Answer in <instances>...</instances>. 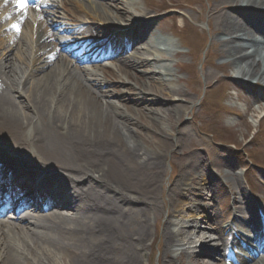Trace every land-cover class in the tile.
Masks as SVG:
<instances>
[{
  "label": "bare ground",
  "instance_id": "bare-ground-1",
  "mask_svg": "<svg viewBox=\"0 0 264 264\" xmlns=\"http://www.w3.org/2000/svg\"><path fill=\"white\" fill-rule=\"evenodd\" d=\"M27 1L20 9L17 0H0V36H4L0 41V159L17 163L27 173L33 166L45 177L31 183L24 176L0 174V216L8 213L0 219V264H55L57 257L66 264H142L150 229L148 221L139 217L155 201L166 154L175 147L160 119L173 129L188 107L182 104L186 93L174 84L171 72L163 66L157 73L132 46L146 40L143 56L154 62L165 60L167 51L178 53L172 44L157 43L154 35L148 39L153 21L123 26L127 15L113 4L118 0H48L53 4L37 2L31 7ZM218 6L211 9V20L219 36L216 55L223 60L219 70L232 73L237 82L252 80L264 88V0H220ZM58 9L63 12L58 19L70 25L48 15L54 16ZM221 12H225L222 17ZM6 19H12L19 31L12 26L15 33L7 32L2 23ZM73 30L85 33L87 39L82 41L81 33H68ZM103 31L111 34L99 38ZM69 39L83 47L94 40L109 43L99 55L83 58L60 49ZM106 55L114 56V62L99 61ZM152 88L161 99L143 94ZM199 169L203 172L205 167ZM197 175L180 168L173 184L161 234L163 260L264 264V237L258 232L256 211L240 193L238 200L249 216L221 221L212 208L207 178ZM187 187L197 188L198 196L209 200L198 203L201 211H194L202 214L198 220L177 210L184 206L178 198ZM17 198L20 204L14 211ZM169 215L179 220L180 230L171 229L175 222ZM132 220H137V227L130 230ZM259 224L264 234V222ZM197 229L213 232L220 240L230 239L223 250L225 262L206 247L213 238L208 231L198 233L199 255L186 256L182 246L197 238ZM174 247L181 249L175 253ZM242 249L247 252H238Z\"/></svg>",
  "mask_w": 264,
  "mask_h": 264
},
{
  "label": "rangeland",
  "instance_id": "rangeland-1",
  "mask_svg": "<svg viewBox=\"0 0 264 264\" xmlns=\"http://www.w3.org/2000/svg\"><path fill=\"white\" fill-rule=\"evenodd\" d=\"M52 2L49 4H53ZM219 2L220 0H118V3H113L118 5L121 14L134 17L130 22L129 16H126L121 21L123 26L153 21L149 28L151 32L147 33L148 39L152 40L149 37L154 35L157 43L174 46L178 56L167 51L163 53L167 57L165 60L154 62L152 58L143 56L142 48L146 40L133 45L140 53L141 59H147L146 62H149V66L151 65L157 73L162 71L163 66L171 72L174 84L186 93V100L182 104L188 107L185 115L177 123H173V129L164 118L160 119V127L170 135L169 141L175 142V147L166 154L165 173L155 201L145 207V214H140L139 217V221H148L150 229L142 264H168L167 260H163L161 234L169 210V196L172 195L173 184L179 176L180 168H189L194 170L195 176L200 174V177L207 178V187L212 191V208L214 206V211L221 221H227L235 215L238 220L249 216L248 210L246 212L245 206L238 200L240 193L248 201L250 208L257 207L258 212H263L264 209V88L252 84V80L246 83L237 82L232 73L219 70L223 60L216 55L220 49L219 36L216 22L211 20V9L218 8ZM48 11L51 12L52 9ZM56 11L54 16L48 15L65 23V20L58 19L63 15L62 10ZM224 14L225 12H221V17ZM2 23L9 29L7 32L15 33L12 19H6ZM0 41H4V36H0ZM151 53L154 54V51ZM133 74L138 77L137 73ZM143 94L149 99H161L153 88L149 93ZM139 130L147 132L144 128L139 127ZM25 136L28 138L29 133L26 132ZM201 166L205 167L203 172L199 169ZM29 168L35 169L33 166ZM50 171H55V168L52 167ZM244 171L247 172L245 175ZM187 189L180 193L178 201L183 202L184 206H179L177 210L181 211V216L194 215L198 220L201 214H196L201 211L197 209L198 203H206L209 200L199 197L198 194L201 193L197 188ZM230 198L234 199L232 205ZM7 215L0 216V219ZM263 216L259 215L257 225L261 223ZM169 218L175 222L171 229L180 230L179 220L170 215ZM135 221L137 220L129 222L130 230L137 227ZM206 231L208 230L197 229V238L193 236L192 241L184 244L182 249L174 247L172 251L176 253L181 249L186 256L197 257L202 240L198 233ZM206 233L213 237L212 245L208 242L206 247L210 246V249L218 252L220 256L215 258L225 262L223 250L229 246V238L223 236L224 239L220 240L213 232ZM55 264H66L65 259L57 257ZM216 264L220 262L217 261Z\"/></svg>",
  "mask_w": 264,
  "mask_h": 264
},
{
  "label": "snow or ice",
  "instance_id": "snow-or-ice-1",
  "mask_svg": "<svg viewBox=\"0 0 264 264\" xmlns=\"http://www.w3.org/2000/svg\"><path fill=\"white\" fill-rule=\"evenodd\" d=\"M7 2V0H5ZM17 7L20 9H23L26 7V0H17ZM13 28H15L17 31H19V28L17 25H13Z\"/></svg>",
  "mask_w": 264,
  "mask_h": 264
},
{
  "label": "trees",
  "instance_id": "trees-1",
  "mask_svg": "<svg viewBox=\"0 0 264 264\" xmlns=\"http://www.w3.org/2000/svg\"><path fill=\"white\" fill-rule=\"evenodd\" d=\"M252 160V159H251ZM253 162V161H252Z\"/></svg>",
  "mask_w": 264,
  "mask_h": 264
}]
</instances>
